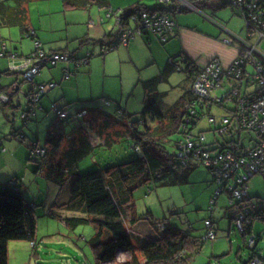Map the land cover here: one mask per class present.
<instances>
[{"label":"trees","instance_id":"obj_1","mask_svg":"<svg viewBox=\"0 0 264 264\" xmlns=\"http://www.w3.org/2000/svg\"><path fill=\"white\" fill-rule=\"evenodd\" d=\"M35 1L50 0H12L10 4L1 2L0 31L3 28H19L24 38H33L34 34L27 30V5ZM62 1L66 10L82 11L87 9L94 0ZM223 6L228 5L223 3ZM143 9L150 12H167L173 15L188 11L185 8L180 10L176 6L169 9L157 8L155 10L143 6L135 7L121 15L123 21L120 27L121 30L117 35L118 41L109 45L108 48L114 49L115 46L120 44L121 32L127 29L126 26L131 23L132 14ZM210 20L213 21L211 18ZM213 23L216 24L214 21ZM37 44L39 43L36 42ZM2 47L0 58L7 57L11 59L13 56L12 59H15L17 57L6 53L5 43ZM38 50L43 51L40 49V45L25 56V59L37 53ZM43 52L48 56L52 54ZM48 65L45 64V66ZM11 72L15 71L7 70L0 73V76L11 75ZM187 72L192 76L189 78L191 81L197 75L198 70L189 64ZM15 73L21 74L23 81L27 82L24 80L22 72ZM34 80L28 82L32 83L33 87L37 85ZM234 83L235 81H232L231 85L240 91V97H233L232 102L226 100L229 93L217 102L199 99L190 90L168 111H163L156 103L147 105L141 119L137 121H132V116L120 109L118 111L119 116H122V118L128 117L129 120L126 123L128 124L126 135L129 140L133 141V149L135 152L140 153V156L135 160L99 168L90 173L83 171L80 175L78 191L60 206L53 203L51 209L47 212V216L62 221L71 230H75L82 225L93 226L96 235L90 242V247L96 264H192L203 248L205 240L196 237L190 228L180 229L169 224L166 220L155 221L150 212L144 217L139 216L135 204V193L143 188L151 189L152 185L165 186L184 182L190 171L201 165L209 171L213 182L218 185L220 195L222 193L227 194L229 202L231 201L232 191L229 189V185L232 179H226V173L218 174V170L224 164L220 159L229 153L241 157L254 150L257 141V136L254 133L245 132L238 127L239 136L237 140L233 134L235 131L231 128H237L236 118H238L241 108L244 111L248 110L260 97L259 90L252 87L250 80L246 79L243 85L239 81H236L235 85ZM1 91L3 90L0 89ZM229 104L232 106H228ZM213 105H217L228 112V115L223 116V118L227 117L231 126H228L229 129L224 133L215 130L213 141L208 143L204 131L198 133L194 131L205 117L209 118L211 125L215 123L216 117L211 115ZM62 110L64 109L62 108ZM59 118L70 119L69 117L61 118L60 116ZM222 124L224 123L222 122ZM242 132L254 135L256 141L252 147H245L242 143ZM17 133L19 134V132ZM115 135L123 134L115 133ZM229 135L232 136V139L227 138ZM202 137H205L204 140H202ZM221 137L222 139L225 137L227 140H221ZM23 138L24 136L19 138L21 142L24 141ZM64 140L63 133L52 130L45 139L44 148L40 147L37 141L30 148L35 158H47L46 162L37 167V171L41 172L43 170L44 172L45 170V178L58 187H64L71 177L69 171L72 167L68 166L67 158L61 156L62 153L64 154L62 150ZM252 140L251 138L250 142ZM189 144H192V148L188 146ZM37 149L44 150V156H35L34 152ZM208 161H211V165L206 164ZM177 162L180 163L181 168H186V173H180ZM261 176L264 177V175ZM248 180L250 182L251 179ZM219 197L214 206L217 204ZM243 202L246 204L245 207L241 206ZM229 205L230 218L234 224L235 219L241 213H245L244 210L249 211L243 230L242 232L239 231L242 235H251L257 221L264 225V198H257L254 201L253 198H249L247 191L242 201H235L232 205L230 203ZM37 208L33 202L25 198L16 181L0 183V264H9V245L11 242L29 241L32 245V251L38 250L40 244L37 240ZM65 213H70L72 216L65 217L63 216ZM146 220L149 221L150 226L157 235L155 239L149 241H145L141 236H137L135 231H132L136 224ZM206 221L211 222V229L214 230L215 223L213 220L207 219ZM104 235L107 238L106 242L102 240ZM259 238L261 236L255 238L252 248H248L253 250V254L247 264L254 259H258L260 263L264 260L258 256L254 247ZM121 254L129 256L124 263L117 261Z\"/></svg>","mask_w":264,"mask_h":264},{"label":"rangeland","instance_id":"obj_2","mask_svg":"<svg viewBox=\"0 0 264 264\" xmlns=\"http://www.w3.org/2000/svg\"><path fill=\"white\" fill-rule=\"evenodd\" d=\"M120 1L124 0H118V2ZM144 4L152 7L154 10L157 8L169 9L176 5L174 2L166 4L161 3L158 0H144ZM198 7L199 5L196 6V8ZM206 7H208V9H206ZM193 9L194 8H189L188 11L177 13V17L181 19V23L179 24L182 27L189 26V28H193L199 26L198 30L200 32L208 34L211 37L213 36L212 38L220 43H224L226 40L231 39L232 35L239 36L241 39L246 40L247 33L245 18L241 9L232 6H223L222 0H208L205 7L202 9L198 8L218 25L213 23L209 18L206 19L203 14ZM196 22L198 25L194 26ZM228 32H230V35ZM21 36V32L18 28H3L0 31V38L2 37L5 39L10 48L13 46L16 53L32 50L33 42L28 38L25 39ZM30 41L31 43L28 44ZM251 41L253 43L258 42L255 37ZM23 43L24 50H21ZM165 43L166 42L160 39V41H158V46L153 47L151 51L157 55L158 52L160 53L163 50L166 55L167 52L165 47H167L170 42L167 44ZM29 45H31V47ZM2 46L3 44L1 45L0 39V52L3 49ZM258 48L264 54V40L258 43ZM140 51L141 49L134 51L133 64H127V67L124 68L123 76L110 77L111 79H109V77L103 79L101 76L100 80L95 81L93 84L95 89H98L100 92L99 96H102V94L105 95L106 97L102 98H105L112 103V106H105V108L110 109L111 112L109 113H113L112 117L119 119L121 122V126L120 124L115 123V125H111V128H118L123 135H115V132H112L116 139V143H112V145L108 147L106 146L108 144L107 136H100L101 144L103 145L98 147L100 145V140L97 142L96 139H92V137L96 135L95 130L91 124H86V128L89 127V129H91L89 132L93 133L91 135L89 133L91 137L89 145L94 149L88 155H85L79 163L81 169H86L84 172L90 173L99 168H105L111 165L135 160L140 156V153L135 152L133 149V141L129 140L126 135L128 124L124 123V121H129L128 117H123L124 119H121L122 116H119L118 110L121 108L122 111L129 113L132 116V121L141 119L145 107L150 104L149 102H144L143 99L144 83L147 86L148 91L153 88L152 92L166 95V102L172 104V106L188 89L187 86L183 85L186 75L182 72L174 71L169 76V83L166 82L162 84L160 89L156 90L155 84L154 86L151 85L150 81L160 73L159 71L163 70V72H165L167 70L166 66L168 61H166L167 59L164 58L163 54L162 57H158L159 65L161 67L158 68L156 64L149 65V61L142 67V65L138 63V60H143L144 62V55L147 52L145 48L141 53ZM180 51L181 49L179 52ZM6 60H8V58H0V71L5 69V67H3V62ZM75 62L76 61L73 60L72 64H74L78 70H81L83 65L77 66ZM67 63L69 62H60L56 67ZM209 63L206 66H208ZM181 66H183V64H181ZM248 71L253 72L254 68L248 66ZM30 84L31 83L27 82L24 83L22 85L23 89H28ZM231 87L232 85L226 80L223 87L224 90H220L216 92V94L218 96L226 95L231 90ZM24 93L25 91L20 92L19 97L21 98V104L24 105L25 108V100L27 98H25ZM149 95L150 94L147 96ZM97 102L103 103V99H99ZM97 102L95 104H97ZM228 106L231 107L232 105L229 104ZM21 114L22 112L19 114L18 111L13 112L10 109L0 106V183L16 181L25 198L28 201L34 202L38 207L36 209L38 216L37 234L38 242L40 244L38 249L39 252L42 253V257L40 261L33 258L31 255L33 252L31 249L32 245L29 241L11 242L9 245V264H96L90 247V242L96 235L93 226L82 225L75 230H71L62 221L47 216V212L52 207V204L48 205L47 202L49 199L55 200V197L57 199L60 190L56 186H52L45 178V170L44 172L43 170L41 172L37 171V167L46 162L47 158H35L31 154L27 145L30 144L28 140L32 139V135L29 133L28 126L25 125V122L22 120ZM13 115L15 116V126L23 128L22 130L24 133H27V143L24 140L22 142L23 144H20L19 142L21 140H19V142L15 141V139L12 140L11 136L5 138V136H9L10 134ZM211 115L216 117V121L213 125L209 123V118L205 117L201 120L197 129L194 131L195 133L204 131L208 143L213 141V132L215 130L218 131L219 129L226 127L225 124H222L221 120L223 116L228 115V112L217 105H213L211 108ZM95 128H97V126ZM231 129L235 131L233 134L238 140L239 129L235 127H232ZM96 137L98 136H95V138ZM223 138L224 139L221 137L220 139H232V136L229 135L227 138ZM251 138L253 140L250 142ZM241 139L245 147H252L256 141L254 135L245 132L241 133ZM44 142L45 135L41 132L39 144L44 145ZM65 153L66 152H64V154L62 153L61 156L70 159V155H65ZM177 164L180 173L187 172L186 168H181L179 166V162H177ZM90 165H92V167H89ZM69 173L71 176L77 174L76 165L71 168ZM218 189L219 187L213 182V178L209 171L205 167L198 165L195 169L190 171V174L184 182L174 185L168 184L165 186H160L159 184L152 185L151 189L143 188L138 190L135 193L136 209L139 216L144 217L150 212L155 221L166 220L169 224L177 226L180 229L190 228L192 229V233L200 238H204L207 234L205 226L206 219L212 218L215 223L214 230L215 233H217L218 238L214 242L205 241L202 248L204 253L206 251L211 256L213 245L219 244L220 247L216 252H219L218 254H225L226 256L219 262L214 261V264H247L253 252L250 251L248 247L245 248L241 232L236 229L234 222L231 221L228 195L222 193L217 204L215 206L211 205V201L215 198ZM71 190L72 187H69V192H67L65 196H69ZM247 191L249 198H253L254 201H256L257 198H264V177L261 175L254 176L248 183ZM70 216H72V214L68 213V217ZM169 221H171V223ZM142 223L145 225L147 223V225L150 226L148 220L144 222L142 221ZM146 226L140 227L141 233H149L148 231L150 230L146 229ZM254 230L256 234L258 233L257 236H261L257 243V254L264 259V225L257 221L254 224ZM132 231L134 232L136 230L133 229ZM102 240L103 242H106V235L103 236ZM230 241L234 244V252L232 253L229 252ZM42 243L44 245H42ZM239 245L240 248L238 247Z\"/></svg>","mask_w":264,"mask_h":264},{"label":"crops","instance_id":"obj_3","mask_svg":"<svg viewBox=\"0 0 264 264\" xmlns=\"http://www.w3.org/2000/svg\"><path fill=\"white\" fill-rule=\"evenodd\" d=\"M1 2H8L10 4L12 0H0V3ZM206 3L207 2L199 5L198 8L202 9L206 6ZM138 6L153 9L147 6V4H144V0H124L120 2H118V0H94L87 9L82 11L66 10L62 0L35 1L27 5V30L34 34L33 38H28L33 42L32 50L16 53L13 46L10 48L6 40L2 37L0 38L1 45L3 43L6 44V53L17 56L15 59H12V56L11 59L8 58V60L4 61L3 67H5V69L0 71V73L7 70L19 72L18 70L24 65L25 56L36 49V42L39 43L40 49L45 52L68 54L71 56V62L67 64H61L59 67H56L58 63L55 66L48 65L43 67L40 75L35 78V84L46 86L53 84L54 88L49 87L47 89L43 96L44 98L42 97L43 99L40 101L34 114L29 113L32 104L29 103L28 100V94L32 90L33 84L31 83L28 89L24 90L22 85L26 82L23 81L21 74L11 72V75L0 76V89L3 90L0 92V96H6L8 98V103L0 102V106L10 109L13 112L18 111L19 114L22 112L21 118L25 122V125L28 126L29 133L32 135V139L28 140L30 143L27 145L29 150L35 141H37L40 147L44 148V145L39 144L41 132L45 135L46 139L50 131L57 130L65 136L62 150L66 152V155H70V159L67 158L69 162L68 166L74 167L76 165L77 174L72 175L64 187H58L49 182L52 186L59 188L60 193L57 199L56 197L54 198L55 200L49 199L47 202L48 205L55 203L60 206L78 191L81 179L80 175L83 171H86V169L84 170L79 167V163L85 155H88L94 149L89 145V140H91L90 135L93 133L89 132L91 129H89V127L86 128V124H91L95 130V136L98 137L95 138V136H93L92 139H96L97 142L100 140V145L98 147L103 145L101 144L100 136H107L108 144L106 146L108 147L111 146L112 143H116V139L112 132L121 134L118 128H111V125H115V123L121 126V122L119 119L112 117L113 113H109L111 112L110 109L105 108V106H112V103L102 98L106 97L105 95L102 94V96H99L100 92L98 89H95L93 85L95 81L100 80L101 76L103 79L107 77L111 79L110 77L123 76L124 68L127 67V64H133L134 51L141 49V53L145 48L147 53L144 55V62L143 60H138V63L142 65V67L145 66L148 61L150 62L149 65L156 64L158 68L161 67L158 57H162L163 54L164 58L167 59L166 61H168L166 66L167 70L165 72H163V70L159 71L160 73L150 81L151 85L154 86L155 84V88L158 90L162 84L166 82L169 83L170 74L174 71L182 72L186 75L183 85L188 87L185 94L182 96L184 97L187 92L191 90L193 81H190L189 78L192 76L187 72L189 64L194 66L199 72L214 59L219 60L225 68H229L237 59L238 44L236 42L234 44V41L231 40L233 42L232 45H227L226 41L230 39L226 40L224 43L216 41L212 38L213 36L211 37L208 34L200 32L198 30L199 26H196L198 25L197 22L194 24L196 27H182L179 24L181 23V19L173 14H171L170 17L175 23V28L168 35V39L165 43L167 44L170 42L167 47H165L167 52L166 55L163 50L157 53L158 56L151 51L153 47L158 46L160 38L150 31H144L142 34L135 32L134 36L130 38L126 44L120 42L112 51L104 54L103 51L107 49L109 45L118 41L117 35L121 30L120 27L122 23L118 25L117 19L121 17L122 14ZM175 6L177 7V5ZM206 9H208V7H206ZM193 10L198 11L196 8ZM203 16H205L206 19H210L207 14H203ZM130 22L131 23H129L126 28L136 30V23L131 21V19ZM123 32L124 30L121 34ZM228 34L230 35V32H228ZM31 41L28 42V44H30ZM29 46L31 47V45ZM180 49L181 51L179 52ZM21 50H24V43ZM73 60L76 61L75 63L77 66L83 65L81 70H78V68L72 64ZM181 64H183V66H181ZM143 90L144 102H149L150 104L156 103L163 111L171 109L182 98L180 97L172 106V104L166 102V95L152 92L153 88L148 91L145 83L143 84ZM22 91H25L24 96L27 98L25 100V108L24 105L21 104V98L19 97ZM148 94L150 95L147 96ZM99 99H103V103L97 102ZM96 102L97 104H95ZM68 106L70 108H64ZM55 107L58 110H62V108L67 110L70 119H60L59 115L53 110ZM120 109L121 108H119V110ZM12 118L10 134L9 136H5V138L11 136L12 140L15 139V141L19 142L20 139L18 137L24 136L23 140L26 142L27 133H24L22 130L23 128L15 126L14 115ZM26 118L28 119L24 120ZM124 123H127V121H124ZM94 125H96L97 128H95L96 126ZM17 132H19V134ZM19 143L23 144L21 141ZM89 167H92V165ZM69 187H72L70 191L71 194L68 193L69 196H65L66 193L69 192ZM63 216L68 217V213L63 214ZM146 225L142 222L136 224L133 228L136 230V235L141 236L145 241L155 239L157 237L156 232L154 233L155 230L149 225ZM141 226H146L145 228L150 230L148 231L149 233H141ZM257 234L253 227L252 236L249 234L246 236L242 235V237L244 236L243 243L245 248H251L250 240L252 237L255 238L260 236H257ZM217 238L218 235L216 233V240ZM257 243L254 246L255 248H257ZM42 245L44 244L42 243ZM219 247V244L213 245L211 256L206 251L204 253L203 249H201L199 255L196 256L192 264H214V261H221L226 255L216 252ZM238 247L240 248V245ZM233 248L234 244L230 241V253L234 252ZM31 255L37 261L41 260L42 253L39 252V249L33 251ZM125 256L126 259L129 257L127 254H125ZM261 264H264V260Z\"/></svg>","mask_w":264,"mask_h":264},{"label":"built area","instance_id":"obj_4","mask_svg":"<svg viewBox=\"0 0 264 264\" xmlns=\"http://www.w3.org/2000/svg\"><path fill=\"white\" fill-rule=\"evenodd\" d=\"M161 3L174 2L178 9L196 8L197 5L204 4L208 0H158ZM224 4L232 6L234 8L241 9L245 18V27L247 38L241 39L239 36L232 35L231 39L226 41L227 45H232V41L238 44L239 56L229 68H224L218 60L211 61L208 66L199 71L195 75L191 90L196 97L205 101H221L222 96H218L216 92L224 90V83L227 80L228 83L232 81H239L243 85L244 81L250 80L252 87L259 90L260 97L255 103L244 111L241 108L237 119V128L239 127L245 132H252L257 136L256 146L254 150L247 152L245 156H235L233 154H227V156L221 158L223 161L222 168L218 170V174L226 173V179H232L229 189L232 191V199L230 204L235 201H242L246 196L247 183L249 178L252 179L256 175H264V54L258 48V43L264 40V0H222ZM190 6V7H188ZM201 14L198 8H196ZM110 16V15H108ZM171 14L167 12H150L145 9L135 12L131 16V21L135 22L136 30L126 29L121 34V43L126 44L130 38H132L135 32L142 34L144 31L153 32L164 42L167 41L168 35L174 30L175 23L171 19ZM122 18L117 19V24L121 25ZM257 38L258 42L253 43L251 40ZM36 46H39L37 44ZM113 49L107 48L103 51L104 54L112 51ZM71 56L68 54L52 53L51 55L45 54L43 51L38 50L37 53L25 59L24 65L18 71L22 72L24 80L32 82L36 77L40 75L42 68L45 64L55 66L60 62H70ZM248 66L254 68L253 72L248 71ZM252 73V74H251ZM54 88V85H35L28 94L29 103L32 104L29 109V113L34 114L37 107L45 95L48 88ZM231 92V93H230ZM227 96V102H232V98L240 97V91L236 87H231V91ZM215 93V94H214ZM227 95V94H226ZM0 102L8 103L6 96H0ZM61 118H67L69 112L67 110H58L56 107L53 109ZM212 122V121H211ZM222 122L227 127L219 129V133L226 132L231 124L229 120L223 118ZM20 136L19 138H22ZM205 137H202L204 140ZM192 148V144L188 145ZM35 156H44L45 151L37 149L34 152ZM216 163V162H215ZM211 165V161L206 163ZM220 196V192H216V197L211 201V205H214L217 198ZM241 206L245 207L244 202ZM245 213H241L235 219L236 228L242 232L244 223H246V217L249 215V211L244 210ZM248 223V222H247ZM207 234L203 238L205 241H216V233L211 229V222L205 223ZM254 237L250 240L251 248L254 245ZM126 260L125 254L119 255L117 261L124 263ZM111 264V263H108ZM249 264H261L258 259H254Z\"/></svg>","mask_w":264,"mask_h":264},{"label":"water","instance_id":"obj_5","mask_svg":"<svg viewBox=\"0 0 264 264\" xmlns=\"http://www.w3.org/2000/svg\"><path fill=\"white\" fill-rule=\"evenodd\" d=\"M250 251H253L252 249H249Z\"/></svg>","mask_w":264,"mask_h":264}]
</instances>
